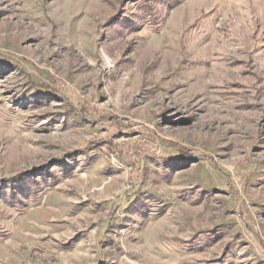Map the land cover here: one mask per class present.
Masks as SVG:
<instances>
[{
    "label": "rangeland",
    "instance_id": "obj_1",
    "mask_svg": "<svg viewBox=\"0 0 264 264\" xmlns=\"http://www.w3.org/2000/svg\"><path fill=\"white\" fill-rule=\"evenodd\" d=\"M0 264H264V0H0Z\"/></svg>",
    "mask_w": 264,
    "mask_h": 264
}]
</instances>
